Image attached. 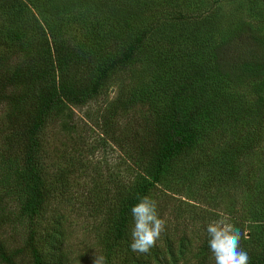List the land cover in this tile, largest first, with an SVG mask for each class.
<instances>
[{
  "label": "trees",
  "instance_id": "16d2710c",
  "mask_svg": "<svg viewBox=\"0 0 264 264\" xmlns=\"http://www.w3.org/2000/svg\"><path fill=\"white\" fill-rule=\"evenodd\" d=\"M53 7L36 0H0V204L3 196L17 203L12 211L0 210V225L17 222L25 227L21 245L6 249L0 244V261L15 264L27 256L28 264H61V258L66 257H51L50 249H58L59 243L51 235V241L40 244L35 230V217L48 197L40 152L42 134L50 121L64 133H73L69 140L75 139L84 147L79 131L89 128L98 132L102 143L110 141L130 159L126 167L131 171L130 178L117 184L112 200L106 199L104 205L107 216L102 255L106 264H173L177 257H186L189 241L183 237L172 239L170 231L150 253L133 252L130 233L134 221L130 209L140 197H152L153 190L173 170L172 176L184 175L180 161L188 158L195 168L200 152L212 163L224 160L226 150L230 152L226 164L235 168L230 175L238 179L231 182L233 187L228 181L226 186L216 187V194L219 198L235 197L237 190L244 187L249 218L263 220L264 230V164H259L257 170L250 165L243 174L237 171L239 163L235 161L251 155L264 139V94L258 99L256 110L251 109L254 102L236 104L228 95L216 101L204 83L210 71L224 72L227 67L236 70V76L264 73V36L240 27L215 43L204 59L192 61L185 54L180 25L168 24L158 28L160 40L174 46L179 55L177 61L168 65L162 52L147 48L154 49L150 38L157 25L165 15L176 21L200 17L205 8H197L198 12L178 11L175 15L160 12L135 28L126 20L106 26L96 17L83 21V17L46 15L45 11ZM145 58L148 65H141ZM115 82L119 84L117 97L92 109L93 114L86 113L79 130L73 108L96 99ZM135 105L147 108L140 120L142 126L131 132L130 128L125 132L123 126V130L119 129L116 115L119 111L129 113ZM236 105L240 109L234 115ZM255 111L257 115L253 114ZM223 115L230 116L234 123L228 133L214 136L218 126L223 131L228 126L224 125ZM231 155L235 159L229 158ZM217 170L222 173L220 164L214 170L216 174ZM163 189L165 192L167 188ZM208 206L214 212L228 208L227 212L233 213L237 208L235 201L210 202ZM235 222L242 227L244 221ZM208 239L206 236L199 249L203 257L209 254ZM247 252L250 264H264V252ZM139 257H154V263Z\"/></svg>",
  "mask_w": 264,
  "mask_h": 264
},
{
  "label": "rangeland",
  "instance_id": "374dc122",
  "mask_svg": "<svg viewBox=\"0 0 264 264\" xmlns=\"http://www.w3.org/2000/svg\"><path fill=\"white\" fill-rule=\"evenodd\" d=\"M36 2L54 6L51 10L45 11L46 15L76 19L83 17V21H92L96 17L106 26L126 20L135 28L151 21L160 12L165 14L164 11H168L175 15L178 11L198 12L197 8L201 10L205 8L200 17L196 15L176 21L172 20L174 18L171 16L165 15L159 26L157 25L150 38L154 49L147 48L154 53L162 52L168 65L177 61L179 56L174 46L168 43L162 44V39L160 40L158 28H165L168 24L180 25L185 54L188 60L192 59V61L204 59L207 51L209 52L215 43L237 32L240 27H248L250 31L264 36V0H36ZM142 62L141 65H148L147 58L142 59ZM211 65L214 67L213 64ZM235 73L236 70L230 67L225 68L224 72H218L217 69L214 72L210 71L204 81L208 94L211 97L214 95L216 101H221L223 95H228L236 104H241L242 101L245 104L249 100L254 102L251 109L257 110L258 99L264 94V73L247 72L246 76L242 74L236 76ZM118 85V82L111 83L96 99L80 108H73L79 130L83 124L80 120L84 121L86 113L93 114L92 109L97 110L100 106H105L107 101L117 97ZM236 106L232 112L234 115L240 109L238 105ZM146 110L144 106L135 105L125 115L119 111L115 122L119 129L123 126L125 132L128 128L131 132L132 128L138 129L142 126L140 120ZM253 114L257 115L258 111ZM222 120L226 123L224 125L228 126L224 131L222 126H218L219 131L213 132L214 136L220 137L221 133H228L229 126L234 123L228 115H223ZM83 129L79 134L85 141V147L83 144L79 145L75 139L69 140L73 133L70 135L64 133L53 121L48 123L42 134L41 171L48 186V197L35 217V230L40 244L42 241H51L50 237L54 235L53 241L59 243V246L56 250L50 249V253L51 257L66 256L61 258V264H94L96 257H103L102 237L106 226L107 212L104 206L106 199L112 200L117 184H122L131 176V171L128 172L126 168L130 159L124 150L112 145L110 141L102 143L100 133L91 132L89 128ZM197 153L195 154L198 155ZM229 154L230 152L226 150V158ZM198 156L200 160L195 168H193L194 162L192 163L188 158L180 161L184 175L172 176L173 170L170 176H166L165 180L158 184L157 189L153 190L152 198L157 200L159 213L167 221L166 231L161 237L170 231L172 239L179 240L183 237L190 244L186 250V257H177L173 264H211V251L209 250V254L203 257L199 249L208 236L207 225L219 219L220 213L227 215L235 226L236 219L244 221L240 224L243 225L242 227L236 226L244 234L241 245L250 252L260 255L264 252L263 220H250L251 214L246 207L249 204L248 193L244 187L237 190L235 197L228 195L219 198L216 194V187L225 185L226 181L228 185L237 181V176L230 175L235 168H229L226 158L219 159V163H216L217 161L212 163L206 160V154L200 152ZM229 158L235 159L234 155ZM235 161L239 163L236 169L240 173L244 174L250 165L257 170L259 164H264V139L259 146L254 147L251 155L241 156ZM219 164L222 173L221 170H217L218 174H216L214 170ZM63 170L66 172H62ZM251 172L253 173L252 170ZM262 176H264V168ZM232 185L233 183L229 187ZM162 187L167 188L165 192ZM218 201L224 204L235 201L237 208L233 213L227 212L228 208L220 212L210 210L208 203ZM16 204L11 197L3 196L0 210L5 213L12 211L16 208ZM24 231L25 227L17 222L14 225L8 223L0 225V244L6 249L21 245L25 236ZM139 258L152 263L155 259L154 257ZM0 264L5 263L0 261ZM15 264H28V257L20 258Z\"/></svg>",
  "mask_w": 264,
  "mask_h": 264
},
{
  "label": "clouds",
  "instance_id": "9594fccd",
  "mask_svg": "<svg viewBox=\"0 0 264 264\" xmlns=\"http://www.w3.org/2000/svg\"><path fill=\"white\" fill-rule=\"evenodd\" d=\"M130 211L134 221L130 248L138 254H148L166 231L167 221L159 213L157 200L148 195L140 197ZM219 216L207 225L211 264H250L249 254L241 245L244 234L227 215ZM94 264H106V260L96 257Z\"/></svg>",
  "mask_w": 264,
  "mask_h": 264
}]
</instances>
